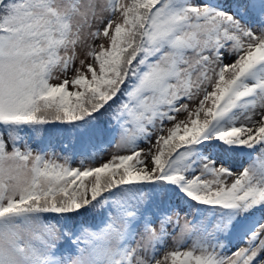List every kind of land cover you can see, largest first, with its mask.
<instances>
[{
	"label": "snow or ice",
	"instance_id": "1",
	"mask_svg": "<svg viewBox=\"0 0 264 264\" xmlns=\"http://www.w3.org/2000/svg\"><path fill=\"white\" fill-rule=\"evenodd\" d=\"M0 264H264V0H0Z\"/></svg>",
	"mask_w": 264,
	"mask_h": 264
},
{
	"label": "rangeland",
	"instance_id": "2",
	"mask_svg": "<svg viewBox=\"0 0 264 264\" xmlns=\"http://www.w3.org/2000/svg\"><path fill=\"white\" fill-rule=\"evenodd\" d=\"M56 82H58V81H55V80L53 81V83H56ZM179 118H180V119H183L182 116L179 117ZM111 151H112V149L109 148L108 151H107L106 153L103 154V159H97V161L95 162V164H93V163L90 162V165H89V166H96V164H98V163H102L104 160H107L108 157H109V155L111 154ZM73 166H76V165H73Z\"/></svg>",
	"mask_w": 264,
	"mask_h": 264
}]
</instances>
